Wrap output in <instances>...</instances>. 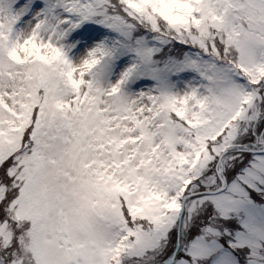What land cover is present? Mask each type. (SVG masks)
<instances>
[{
  "label": "snow or ice",
  "instance_id": "6c2138e0",
  "mask_svg": "<svg viewBox=\"0 0 264 264\" xmlns=\"http://www.w3.org/2000/svg\"><path fill=\"white\" fill-rule=\"evenodd\" d=\"M0 264H264V0H0Z\"/></svg>",
  "mask_w": 264,
  "mask_h": 264
}]
</instances>
